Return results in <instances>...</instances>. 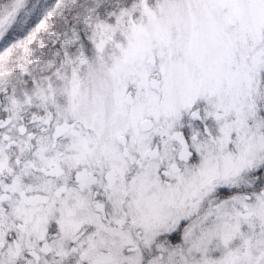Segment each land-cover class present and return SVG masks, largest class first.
Segmentation results:
<instances>
[{
    "label": "snow or ice",
    "instance_id": "1",
    "mask_svg": "<svg viewBox=\"0 0 264 264\" xmlns=\"http://www.w3.org/2000/svg\"><path fill=\"white\" fill-rule=\"evenodd\" d=\"M0 264H264V0H0Z\"/></svg>",
    "mask_w": 264,
    "mask_h": 264
}]
</instances>
